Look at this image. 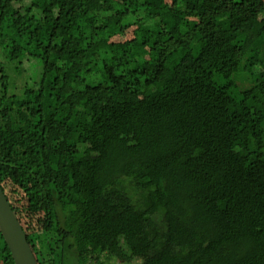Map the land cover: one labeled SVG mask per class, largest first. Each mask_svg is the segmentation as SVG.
I'll return each mask as SVG.
<instances>
[{
	"label": "trees",
	"instance_id": "16d2710c",
	"mask_svg": "<svg viewBox=\"0 0 264 264\" xmlns=\"http://www.w3.org/2000/svg\"><path fill=\"white\" fill-rule=\"evenodd\" d=\"M0 72L38 264H264V0H0Z\"/></svg>",
	"mask_w": 264,
	"mask_h": 264
},
{
	"label": "water",
	"instance_id": "95a60500",
	"mask_svg": "<svg viewBox=\"0 0 264 264\" xmlns=\"http://www.w3.org/2000/svg\"><path fill=\"white\" fill-rule=\"evenodd\" d=\"M0 231L15 264H38L22 225L0 186Z\"/></svg>",
	"mask_w": 264,
	"mask_h": 264
},
{
	"label": "rangeland",
	"instance_id": "374dc122",
	"mask_svg": "<svg viewBox=\"0 0 264 264\" xmlns=\"http://www.w3.org/2000/svg\"><path fill=\"white\" fill-rule=\"evenodd\" d=\"M124 38V37H123ZM126 39V38H124ZM123 39V40H124ZM3 68L5 69L6 75L9 77V90L13 94L20 95L25 86L27 85H34L36 82L40 81L42 76V66L38 61H32L30 63H25L23 68L24 72L19 74L15 69L16 65H12L9 63H4ZM1 72H0V79H1ZM66 264H75L74 259L70 257ZM104 264H118L115 261H105ZM133 264H142L141 260H136Z\"/></svg>",
	"mask_w": 264,
	"mask_h": 264
}]
</instances>
